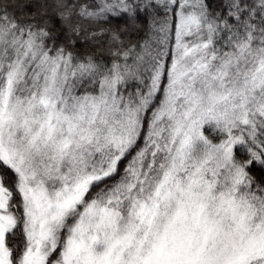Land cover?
I'll list each match as a JSON object with an SVG mask.
<instances>
[{"label":"snow or ice","instance_id":"obj_1","mask_svg":"<svg viewBox=\"0 0 264 264\" xmlns=\"http://www.w3.org/2000/svg\"><path fill=\"white\" fill-rule=\"evenodd\" d=\"M0 264H264V0H0Z\"/></svg>","mask_w":264,"mask_h":264}]
</instances>
